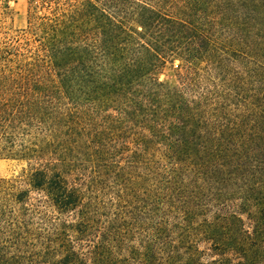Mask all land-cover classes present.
<instances>
[{
	"label": "trees",
	"instance_id": "obj_1",
	"mask_svg": "<svg viewBox=\"0 0 264 264\" xmlns=\"http://www.w3.org/2000/svg\"><path fill=\"white\" fill-rule=\"evenodd\" d=\"M29 2L0 264H264V0Z\"/></svg>",
	"mask_w": 264,
	"mask_h": 264
},
{
	"label": "rangeland",
	"instance_id": "obj_2",
	"mask_svg": "<svg viewBox=\"0 0 264 264\" xmlns=\"http://www.w3.org/2000/svg\"><path fill=\"white\" fill-rule=\"evenodd\" d=\"M30 0H0V45L13 37L21 36L28 31L32 13L42 10L33 9ZM160 79L175 80L170 66L165 67ZM25 163L17 159L7 158L0 154V178H7L18 174Z\"/></svg>",
	"mask_w": 264,
	"mask_h": 264
}]
</instances>
